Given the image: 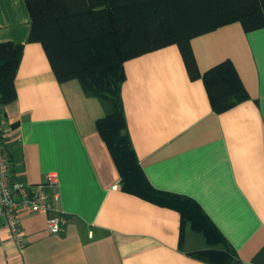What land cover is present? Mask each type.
Masks as SVG:
<instances>
[{
	"label": "crops",
	"instance_id": "crops-1",
	"mask_svg": "<svg viewBox=\"0 0 264 264\" xmlns=\"http://www.w3.org/2000/svg\"><path fill=\"white\" fill-rule=\"evenodd\" d=\"M31 25L26 0H0V41L23 45L4 140L15 180L58 174L68 221L54 234L47 214L24 213L21 249L0 218V264H214L193 252L223 244L183 226L177 208L123 189L97 125L102 102L77 78L57 79L42 42L28 40ZM191 44L202 74L232 61L249 98L217 112L176 43L132 57L121 89L131 142L153 187L199 203L235 250L231 264H264V27L235 21Z\"/></svg>",
	"mask_w": 264,
	"mask_h": 264
},
{
	"label": "trees",
	"instance_id": "trees-1",
	"mask_svg": "<svg viewBox=\"0 0 264 264\" xmlns=\"http://www.w3.org/2000/svg\"><path fill=\"white\" fill-rule=\"evenodd\" d=\"M32 17L29 41L44 45L57 79L77 78L88 96L100 99L105 117L99 132L122 174L123 189L181 211L213 245L193 255L214 264H231L236 254L211 225L198 202L153 187L143 173L128 131L121 95L126 60L178 44L191 78L203 77L217 112L249 98L239 73L225 60L201 73L193 37L240 21L246 31L264 27V0H26ZM180 11L177 13V11ZM23 45L0 41V102L17 98L15 78ZM208 223V224H207ZM207 224V225H206Z\"/></svg>",
	"mask_w": 264,
	"mask_h": 264
},
{
	"label": "built area",
	"instance_id": "built-area-1",
	"mask_svg": "<svg viewBox=\"0 0 264 264\" xmlns=\"http://www.w3.org/2000/svg\"><path fill=\"white\" fill-rule=\"evenodd\" d=\"M5 121L0 102V218L8 227L21 249L26 246L22 216L27 212L47 214V227L51 233L63 230L68 219L61 207L58 174L49 172L46 180L31 183L15 180L9 150L4 140Z\"/></svg>",
	"mask_w": 264,
	"mask_h": 264
},
{
	"label": "rangeland",
	"instance_id": "rangeland-1",
	"mask_svg": "<svg viewBox=\"0 0 264 264\" xmlns=\"http://www.w3.org/2000/svg\"><path fill=\"white\" fill-rule=\"evenodd\" d=\"M180 11L178 10L177 13H179Z\"/></svg>",
	"mask_w": 264,
	"mask_h": 264
}]
</instances>
